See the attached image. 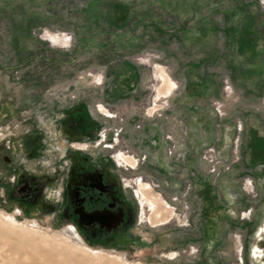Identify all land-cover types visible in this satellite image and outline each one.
I'll list each match as a JSON object with an SVG mask.
<instances>
[{
	"label": "rangeland",
	"instance_id": "374dc122",
	"mask_svg": "<svg viewBox=\"0 0 264 264\" xmlns=\"http://www.w3.org/2000/svg\"><path fill=\"white\" fill-rule=\"evenodd\" d=\"M87 1L0 0V264H264V233L256 232L264 221L259 191L252 180L257 197L246 195L247 176L221 170L240 163L242 131L237 158L235 125L227 157L213 146L217 177L199 159L180 157L185 143L164 121L170 117L165 96L177 83L167 77L155 46L128 56L144 70L140 99L111 101L102 57L80 52L75 43L73 15ZM261 1L255 0L264 13ZM166 135L175 143L171 155ZM78 157L95 163L133 209V239H92L69 216L64 186ZM134 181L151 216L161 215L164 223L174 212L172 221L145 224L148 214L139 209Z\"/></svg>",
	"mask_w": 264,
	"mask_h": 264
},
{
	"label": "crops",
	"instance_id": "0c3cea01",
	"mask_svg": "<svg viewBox=\"0 0 264 264\" xmlns=\"http://www.w3.org/2000/svg\"><path fill=\"white\" fill-rule=\"evenodd\" d=\"M142 3L88 0L73 15L79 51L103 59L104 92L116 103L138 101L144 70L128 56L147 46L159 48L167 77L177 83L165 96L170 117L164 121L177 142L185 143L180 157L197 161L205 145L227 157L233 125L240 121L241 160L228 170L251 177L264 203V105L255 108L264 99V13L255 0ZM223 72L235 101L223 102L225 115L219 118L211 102L222 99Z\"/></svg>",
	"mask_w": 264,
	"mask_h": 264
},
{
	"label": "flooded vegetation",
	"instance_id": "af4514ba",
	"mask_svg": "<svg viewBox=\"0 0 264 264\" xmlns=\"http://www.w3.org/2000/svg\"><path fill=\"white\" fill-rule=\"evenodd\" d=\"M95 110L104 117H108L103 114L104 110L102 109H100L103 112L101 113L98 106ZM105 110L110 114L107 109ZM152 112L149 113V116ZM82 136L85 137L84 135ZM119 153H116L115 157ZM74 157H76V155ZM78 160L79 162L75 159L74 162L76 166H73V169L68 173L67 182L64 186L65 203L69 210V216L73 217L78 227L82 229L84 233H89L92 239L101 238L105 240V243L112 242L116 244L133 239V235L131 234L133 233L132 229L135 223L133 209L124 201V197L121 193L117 190H113V185L108 182L104 174H101L100 171L96 169L97 165L95 163L82 164L84 161L80 157H78ZM247 177L251 179V177ZM136 181L138 182V180ZM133 186L139 209L141 212L146 211L148 214L144 221L146 225L151 227L164 226L172 221L174 212L164 223H161V215L157 218H153L148 203L145 199L140 197L137 191L135 181ZM153 189L154 186L150 193L154 192ZM254 191L256 193L255 187ZM27 196L26 194L25 197ZM158 197L161 199L159 194ZM255 197H257V194ZM152 199L154 198L152 197ZM164 202L167 203L166 201ZM251 211L252 209H250V213ZM258 229L256 230L257 233H264V221ZM67 233L72 232L68 231ZM259 236H261V234ZM175 257H177L176 253ZM261 257L262 255L255 256V258L258 259H261Z\"/></svg>",
	"mask_w": 264,
	"mask_h": 264
},
{
	"label": "built area",
	"instance_id": "2783aa9c",
	"mask_svg": "<svg viewBox=\"0 0 264 264\" xmlns=\"http://www.w3.org/2000/svg\"><path fill=\"white\" fill-rule=\"evenodd\" d=\"M263 3H264V1L260 2L261 6H262L261 8L264 10V4ZM61 36H63V35H61ZM66 41H67V39H66ZM150 57H152V56H150ZM140 59L141 58H137L134 61L137 64H139L138 61ZM148 59H150V58L148 57ZM90 76L93 77L92 75H90ZM99 82H100V80L98 81L97 84H99ZM175 88H176V86H175ZM233 92L234 91H233V87L231 85V82L229 80V76H228V74L226 72H223L222 73V77H221V96H222V99L221 100H213L211 102V108H212L213 112L216 114L217 117L222 118L225 115L224 108H223V102L228 100V99H230L232 97V95H233ZM259 104L260 105H264V99H261ZM241 130H242V126H241L240 121H236L235 122L236 136L233 138V142H232L233 154H234L235 158L238 157L236 155V153H237V143H238V140H239V135L241 133ZM165 140L168 142L167 154L171 155L173 150H174V148H175V143L172 141L170 135H166ZM199 160H200V162H203V163L206 164L208 172L213 177H217L221 170L227 171L229 169V167H230L229 165H226V166H223L221 168V170L219 169V167H218L219 166L218 165L219 161L217 159V154H216L215 148L213 146H206L201 151V153L199 155ZM235 160H237V159H235ZM242 188H243L242 190L244 191V193L246 195H249L250 197L255 198L256 193L254 191L252 180L250 178H248V177H244L243 178ZM249 213H250V209H248L247 211H241L240 212V219L242 220L244 218H247L249 216Z\"/></svg>",
	"mask_w": 264,
	"mask_h": 264
},
{
	"label": "bare ground",
	"instance_id": "6f19581e",
	"mask_svg": "<svg viewBox=\"0 0 264 264\" xmlns=\"http://www.w3.org/2000/svg\"><path fill=\"white\" fill-rule=\"evenodd\" d=\"M57 41H59V39H57ZM21 232H22V231H21ZM21 232H20V233H21ZM1 233H2V232H1ZM72 234H73V233H72ZM2 235H3V237H4V234H3V233H2ZM2 235H1V236H2ZM6 235H8V234H6ZM6 235H5V236H6ZM16 235H17V237H19V236H18L19 234H16ZM1 236H0V237H1ZM9 236H10V235H8V237H9ZM14 236H15V235H14ZM14 236L11 235V237H13V238H14ZM3 237H2V238H3ZM8 237H6V238H8ZM15 237H16V236H15ZM17 237H16V239H18ZM30 237H31V236H30ZM20 238H21V234H20ZM20 238H19V239H20ZM29 240H30V239H29ZM19 241H21V240H19ZM27 241H28V239H27ZM17 242H18V241H17ZM27 243H28V242H27ZM27 243H26V244H27ZM29 243H32V241H29ZM17 244H19V243H17ZM32 244H33V243H32ZM32 244H31V245H32ZM20 245H21V244H19V246H20ZM28 245H29V248H28V249L30 250V244H28ZM28 245H27V246H28ZM14 246H15V245H13V247H14ZM17 247H18V245H17ZM31 248H32V247H31ZM35 248H36V247H35ZM38 248H39V247H38ZM40 248H41V247H40ZM11 249H13L12 246H11ZM11 249H10V250H11ZM20 249H22V248H20ZM22 250L24 251V250H27V249H22ZM32 250H33V249H32ZM32 250H31V251H32ZM35 250H37V249H35ZM44 250H45V249H44ZM16 251H17V249H16ZM27 251H28V250H27ZM27 251H25L24 254H25ZM33 252H34V251H33ZM44 252H45V251H44ZM31 253H32V252H31ZM22 254H23V253H22ZM41 254H42V253H41ZM28 255H29V252H28ZM29 256H30V255H29ZM7 264H8V263H7Z\"/></svg>",
	"mask_w": 264,
	"mask_h": 264
}]
</instances>
